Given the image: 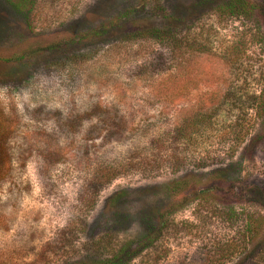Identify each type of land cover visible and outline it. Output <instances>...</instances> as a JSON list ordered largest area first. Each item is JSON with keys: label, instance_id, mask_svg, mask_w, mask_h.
<instances>
[{"label": "rangeland", "instance_id": "rangeland-1", "mask_svg": "<svg viewBox=\"0 0 264 264\" xmlns=\"http://www.w3.org/2000/svg\"><path fill=\"white\" fill-rule=\"evenodd\" d=\"M228 1L0 0V264H264V0Z\"/></svg>", "mask_w": 264, "mask_h": 264}, {"label": "trees", "instance_id": "trees-1", "mask_svg": "<svg viewBox=\"0 0 264 264\" xmlns=\"http://www.w3.org/2000/svg\"><path fill=\"white\" fill-rule=\"evenodd\" d=\"M33 1L34 0H31V2H33ZM254 7H255V5H253L249 2L238 1V3H236L235 1H232V0L228 1L224 5V8L231 13H235L236 11H238V13H245L246 11H252L254 9ZM258 105H259V108L261 110H264V95L261 96V100H260V102H258ZM10 121H11L10 118H8L6 116L4 117L0 113V173L2 172V170L4 168V165L2 163L3 162V156L5 155V153L7 151L6 143L3 142L4 141L3 138H5L9 135ZM186 184H187L186 180H177V181L173 182V184L171 186V190L172 191H179L180 188H182V186H184ZM203 192L214 193V192H216V190L213 186L210 185V186L205 187V189L202 190V193ZM247 233H248V235H250V233H252V230L250 229V231H247ZM111 240L112 239H105V240L101 241L102 244L100 241H98L97 244L94 242V247H96L97 250L100 248V253L105 255L109 252L108 249L111 246L110 245L112 242ZM125 250H126L125 248L120 249L116 253L108 256L107 258H103L100 260L99 259H86V260L75 262L73 264H127L129 258H126V256L124 258V256H122V252L123 251L125 252Z\"/></svg>", "mask_w": 264, "mask_h": 264}]
</instances>
